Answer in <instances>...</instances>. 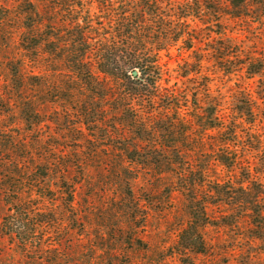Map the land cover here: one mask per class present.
<instances>
[{
    "label": "trees",
    "instance_id": "16d2710c",
    "mask_svg": "<svg viewBox=\"0 0 264 264\" xmlns=\"http://www.w3.org/2000/svg\"><path fill=\"white\" fill-rule=\"evenodd\" d=\"M8 2L0 28L18 24L19 79L26 86L27 57L37 95L38 184L53 178L73 211L80 187L107 167L116 188L132 193L130 180L143 178L152 193L184 196L188 242L212 207L228 225L248 218L262 238L264 89L222 95L215 80L264 76V47L246 49L231 31L264 28V0ZM176 50L186 72L168 83L163 57Z\"/></svg>",
    "mask_w": 264,
    "mask_h": 264
},
{
    "label": "rangeland",
    "instance_id": "374dc122",
    "mask_svg": "<svg viewBox=\"0 0 264 264\" xmlns=\"http://www.w3.org/2000/svg\"><path fill=\"white\" fill-rule=\"evenodd\" d=\"M10 5L0 0V19ZM248 27L242 32L233 25L231 31L242 35L244 48L261 50L264 28ZM17 33L15 23L0 28V264H264V230L257 238L248 218L228 225L223 209L212 207L208 216L198 214L190 231L194 240L188 242L181 234L189 217L184 196L152 193L143 178L130 180L132 193L116 188L119 179L107 173V163L102 165L107 171L93 173L80 187L73 211L53 178L38 184L43 173L36 166L37 95L27 57L26 86L19 79L26 53ZM180 52L163 57L168 83L185 75ZM248 77L218 74L215 90L227 95L238 87L252 93L264 89V76ZM51 129L59 127H44L46 133Z\"/></svg>",
    "mask_w": 264,
    "mask_h": 264
},
{
    "label": "water",
    "instance_id": "95a60500",
    "mask_svg": "<svg viewBox=\"0 0 264 264\" xmlns=\"http://www.w3.org/2000/svg\"><path fill=\"white\" fill-rule=\"evenodd\" d=\"M134 75H137V72H134Z\"/></svg>",
    "mask_w": 264,
    "mask_h": 264
}]
</instances>
